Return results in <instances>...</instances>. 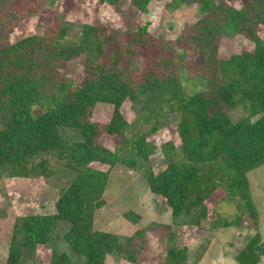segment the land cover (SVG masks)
Masks as SVG:
<instances>
[{"label": "trees", "instance_id": "1", "mask_svg": "<svg viewBox=\"0 0 264 264\" xmlns=\"http://www.w3.org/2000/svg\"><path fill=\"white\" fill-rule=\"evenodd\" d=\"M98 1L116 7V0ZM150 1L128 0V6L143 12ZM7 2L0 1V178H36L42 171L35 158L62 148L68 151L75 175L55 200L53 214L15 219L6 264H25L35 246L52 245L60 237L55 233L59 224L67 226L61 238L80 261L72 263L65 253L52 251L49 264H104L108 254L132 259L121 237L93 228V213L105 204L108 181V171L93 169L94 163L141 169L152 198L164 202L173 220L204 216V201L221 187L238 213L223 227L238 225L245 215V227L256 229L258 215L246 173L264 164V41L257 34V27L264 25V0H246L240 8L227 0H197L196 22L175 39L176 43L179 38L188 41L192 56L199 61L190 72H183L173 54L151 55L152 67L131 69L140 46L147 39L152 41L147 33L149 22L129 35L84 24L75 38L63 40L70 24L58 20L43 34L9 42L10 27L35 14L30 9L26 13L6 10ZM176 5L178 0L171 7ZM224 35L242 36L253 44V50L219 58V40ZM80 56L84 73L77 86L60 69ZM122 56L126 57L124 66ZM183 81L198 82L201 89L188 95ZM125 100L138 106L137 121L150 125L147 132L135 136L133 151L120 156L121 147L111 151L98 139L103 134L121 138L132 128L121 113ZM97 103L112 106L102 124L91 119ZM238 106L243 116L233 122L228 112ZM164 112L175 117L179 143L160 144L166 165L154 174L148 159L153 149L146 136L156 131V120ZM65 131L75 135L69 145ZM125 144L123 138L122 147ZM123 217L132 223L138 219L131 211ZM174 238L170 233L164 264H181L186 255L185 247L170 245ZM262 254L264 246L255 231L234 260L258 264Z\"/></svg>", "mask_w": 264, "mask_h": 264}, {"label": "rangeland", "instance_id": "2", "mask_svg": "<svg viewBox=\"0 0 264 264\" xmlns=\"http://www.w3.org/2000/svg\"><path fill=\"white\" fill-rule=\"evenodd\" d=\"M7 1L6 10L26 13L30 9L35 14L16 21L14 27H10L7 34L9 42L32 34H43L46 28L58 25L62 20L70 24L63 40L75 38L84 24L116 29L129 35L135 32L138 26L149 22L147 33L152 41L147 39V44L140 46L137 62L134 59L131 65L133 71H138L140 65L147 64V67H152L150 56L157 54L166 57L173 54L180 62L183 72H190L192 67L199 66L198 59L192 56L193 50L189 42L181 38L175 42L179 35L196 22L199 11L197 0H178V5L174 8L171 6L176 0H151L143 12L130 8L128 0H116V7L98 0ZM245 2L246 0H227V3L235 8H240ZM257 34L264 41V25L257 27ZM245 50L252 51L253 44L240 35H224L219 40L217 56L224 59ZM125 58L121 57L122 66L125 64ZM60 73L70 80L71 84L80 85L84 73V57H76L64 63ZM183 77L187 79L188 73ZM182 83L188 95L193 90L201 89L198 82ZM111 111V105L97 103L92 109L91 119L102 124L108 119ZM137 111V105L125 100L121 105V113L132 128L121 138L103 134L98 143L111 151L121 147L122 151L117 152L120 156L132 152L133 142L137 139L135 136L147 132L150 125L141 124L139 119L137 121ZM228 116L236 122L243 116V110L238 106L229 111ZM174 119L172 113L164 112L156 120V131L146 136L147 143H150L153 149L148 159L154 174L166 165L160 144L168 140H173L176 146L179 143ZM64 134L69 138V145L75 135L69 131ZM123 138L127 144L122 147ZM35 163L43 172L36 178H0V264H6L15 219L27 215L53 214L55 200L75 175V169L65 148L58 152L41 154L35 158ZM91 167L108 171V181L103 193L105 204L94 211L93 228L118 235L124 243L122 246H126L125 249H129L133 254L132 259L126 258L124 254H108L104 264H164L167 262L165 251L170 233L175 235L174 240L170 242L172 247L187 249L181 264H238L234 257L255 231L259 234V243L264 246V164L246 173L258 215L256 229L245 227V215H241L238 225L223 227L224 222L233 221L238 213L235 202L226 201L221 187L216 188L204 201V216L197 215L194 220L189 217L173 220L164 202H161L160 198H152L147 183L141 178V169H130L121 164L108 168L98 163L92 164ZM128 211L138 216L135 223L123 217V213ZM66 229V225L59 224L55 231L60 235L59 239L49 246H35L32 257L29 255L25 264H49L52 251L57 254L65 253L72 263L80 261L61 238ZM137 231H140V235H137ZM125 239L132 241L126 244ZM258 264H264V254L260 256Z\"/></svg>", "mask_w": 264, "mask_h": 264}]
</instances>
